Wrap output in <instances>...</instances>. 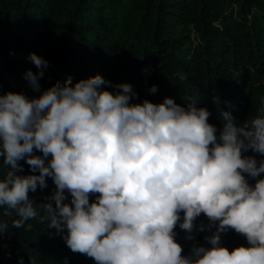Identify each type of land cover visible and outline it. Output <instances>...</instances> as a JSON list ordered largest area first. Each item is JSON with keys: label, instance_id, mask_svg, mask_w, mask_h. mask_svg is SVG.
I'll return each mask as SVG.
<instances>
[{"label": "clouds", "instance_id": "obj_1", "mask_svg": "<svg viewBox=\"0 0 264 264\" xmlns=\"http://www.w3.org/2000/svg\"><path fill=\"white\" fill-rule=\"evenodd\" d=\"M29 60L37 72L25 79L41 94L0 95V161L9 169L0 176V208L18 217L12 228L39 216L95 264H264V159L245 155L264 157V101L255 117L237 123L232 105L224 110L215 97L218 129L194 101L134 103L131 84L100 75L41 92L48 61L35 53ZM21 161L32 174L20 175ZM48 178L55 191L40 215L29 193L47 188ZM201 214L208 223L197 225ZM177 227L193 242L188 256ZM229 230L248 246L223 247ZM5 232L0 222V237ZM203 232L210 247L196 240Z\"/></svg>", "mask_w": 264, "mask_h": 264}, {"label": "trees", "instance_id": "obj_2", "mask_svg": "<svg viewBox=\"0 0 264 264\" xmlns=\"http://www.w3.org/2000/svg\"><path fill=\"white\" fill-rule=\"evenodd\" d=\"M30 53L49 64L39 81L41 92L68 78L74 84L100 75L113 84H131L138 95L134 103L159 104L169 97L186 107L194 101L212 113L208 122L219 129L223 121L215 97L224 110L232 105L237 123L255 117L264 101V0H0V95L41 94L25 79L28 70L37 72ZM153 85L158 91L150 94ZM245 155L264 159L251 151ZM21 163L20 175L32 174ZM8 170L0 161V176ZM47 184L29 193L40 215L39 205L55 191L51 178ZM16 218L0 208V222L11 232L0 237V264H95L72 253L39 216L19 229L11 227ZM201 222L208 223L203 214L196 224ZM175 231L182 255H190L193 242L179 227ZM208 234L194 233L205 247ZM222 246L231 251L248 245L229 230Z\"/></svg>", "mask_w": 264, "mask_h": 264}, {"label": "rangeland", "instance_id": "obj_3", "mask_svg": "<svg viewBox=\"0 0 264 264\" xmlns=\"http://www.w3.org/2000/svg\"><path fill=\"white\" fill-rule=\"evenodd\" d=\"M261 85V84H260Z\"/></svg>", "mask_w": 264, "mask_h": 264}]
</instances>
